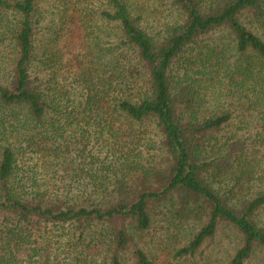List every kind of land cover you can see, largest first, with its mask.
Returning a JSON list of instances; mask_svg holds the SVG:
<instances>
[{"label": "trees", "instance_id": "1", "mask_svg": "<svg viewBox=\"0 0 264 264\" xmlns=\"http://www.w3.org/2000/svg\"><path fill=\"white\" fill-rule=\"evenodd\" d=\"M37 1L0 0V16H16L0 81V264H153L145 234L158 212L199 226L176 257L225 224L239 238L226 264H247L264 249V164L240 156L257 144L250 130L234 144L217 135L232 110L203 109L226 89L264 106V0H169L176 14L160 31L128 0H100L88 13L112 26L113 46L86 43L65 78L45 80L32 68Z\"/></svg>", "mask_w": 264, "mask_h": 264}, {"label": "rangeland", "instance_id": "2", "mask_svg": "<svg viewBox=\"0 0 264 264\" xmlns=\"http://www.w3.org/2000/svg\"><path fill=\"white\" fill-rule=\"evenodd\" d=\"M128 1L131 3L133 10L143 16V27L147 28L146 30H162L161 24L172 20L176 14L174 7L169 4V0ZM100 4V0L37 1L34 12L37 21L35 29V53L32 63L35 73L45 76L44 80L53 74H59V79L65 78L68 75L66 70L69 63H73L74 56L82 52L81 49L86 46V43L90 45L91 50H94L93 43L95 41L104 47L113 46L114 32L112 26L103 23L96 14L92 15L88 13L89 10H96ZM84 8H88V10L85 11ZM83 11L89 14L88 16H84L85 18L87 17V23L79 22V18H82L84 15ZM0 17V81H2L11 75L13 58L15 57V53L7 45L8 39L5 36L8 35V28H12L15 24L16 16L8 14L7 16ZM243 20L251 30L256 32L255 23H251L248 18H244ZM259 27L264 29V27ZM107 30L110 31V36ZM74 31L78 32V35L83 37L85 41H80L77 44L73 42L72 32ZM217 35L221 36V33ZM95 36H98L100 39L95 40ZM37 66L40 69L43 66L45 68L39 70L36 69ZM224 92L223 97L218 100L219 106H216V101H214L213 97H208L204 104V113H218L225 109L232 110L233 118L230 124L224 130L218 132L217 135L223 137V139L225 137L232 138L231 142L234 144L236 133L239 135L241 133L245 134L250 130L255 135L257 144L256 146L254 145L255 149H252V145H249L251 150H245L244 153L246 154L240 156L254 159L255 163L261 160L262 164H264V141L262 142L264 136V106L253 107L249 105L250 100L245 99L232 102L233 99L229 91L226 89ZM243 125H246L247 128L239 129ZM148 128L152 137L151 143L154 142L155 146H157L151 153L160 152L161 133L158 130H153L149 125L146 129ZM140 129L139 127L137 130L139 149H142L146 153L148 148L145 140L149 135L145 132L146 129L143 132ZM151 143L149 146H152ZM257 149H259V152H257ZM26 161L29 164L33 162L31 160ZM232 165L233 167L230 170H239L240 163L235 162ZM154 211H158V209H154ZM172 223L177 224V226H174ZM198 227L197 223L170 221V219L164 216L163 212L153 214L151 228L145 234L147 242L146 251L153 264H226L239 238L236 232L225 224L219 225L215 236L207 241L194 256L182 259L174 255L175 248L186 243ZM52 238H54L53 235ZM52 244L53 242L50 245ZM39 245L44 246V241H40ZM247 264H264V249L256 248Z\"/></svg>", "mask_w": 264, "mask_h": 264}]
</instances>
